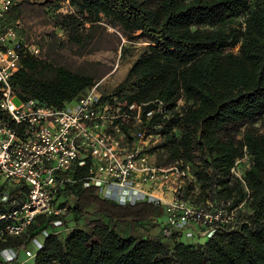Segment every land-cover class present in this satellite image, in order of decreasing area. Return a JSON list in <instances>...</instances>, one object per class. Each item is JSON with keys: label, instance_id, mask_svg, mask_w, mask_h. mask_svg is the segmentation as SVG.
Segmentation results:
<instances>
[{"label": "trees", "instance_id": "1", "mask_svg": "<svg viewBox=\"0 0 264 264\" xmlns=\"http://www.w3.org/2000/svg\"><path fill=\"white\" fill-rule=\"evenodd\" d=\"M65 1L74 13L58 16L57 25L71 43L81 45L84 26L102 20L125 37L140 33L148 43L103 100H160L170 111L181 101L173 118L176 131L164 144L167 159L193 163L202 199L213 187L216 198L230 201V208L244 206L234 229L192 245L158 225L160 209L151 202L118 205L94 188L67 186L72 228L52 234L56 220L37 217L24 234L0 243V252L12 251L8 264H17L21 251L41 234L45 238L33 264H264V132L246 128L240 142L229 135L264 116V0ZM20 61L13 80L22 89V100L61 109L94 85L88 74L29 54ZM243 148L252 157L244 176L248 194L239 181L228 185ZM19 193L12 189L0 201V214L16 207ZM91 209L82 228L81 219ZM125 224L138 233L120 236L117 227ZM3 226L0 222V230Z\"/></svg>", "mask_w": 264, "mask_h": 264}, {"label": "built area", "instance_id": "2", "mask_svg": "<svg viewBox=\"0 0 264 264\" xmlns=\"http://www.w3.org/2000/svg\"><path fill=\"white\" fill-rule=\"evenodd\" d=\"M15 1L0 0V183L20 193L16 207L0 214V243L24 234L39 216L56 220L52 234L71 229L72 203L64 201L65 189L76 185L94 188L118 205L155 204L165 217L162 227L179 237L206 240L234 229L244 203L230 208V201L216 198L213 187L202 199L193 163L167 159L164 144L176 131L173 118L181 101L170 111L160 100H103L99 83L61 109L21 99L22 89L13 76L22 55L43 58L38 46L25 44L17 28L6 24ZM251 163L243 148L230 169L228 185L239 181L248 194L244 176ZM34 257L35 252L26 250V260L14 262L25 264ZM5 260L12 261V255Z\"/></svg>", "mask_w": 264, "mask_h": 264}, {"label": "rangeland", "instance_id": "3", "mask_svg": "<svg viewBox=\"0 0 264 264\" xmlns=\"http://www.w3.org/2000/svg\"><path fill=\"white\" fill-rule=\"evenodd\" d=\"M74 13V8L69 1L65 0H16L9 15V22L21 33L25 44H35L41 50L42 60L54 66H61L71 71L82 72L92 76L94 84L99 83L97 91L103 97L109 96L112 91L123 81L128 69L138 58L141 51L148 45L141 38L140 33L125 37L119 28L112 27L102 20L100 23L89 28L84 26V41L80 44L68 41L64 31L57 25L58 16ZM57 19V20H56ZM16 23V24H15ZM10 24V23H9ZM237 48L234 49V52ZM246 128L264 132V116L257 122L247 126L229 130V135L235 142H240ZM13 189L9 183H0V201ZM64 201L73 203L71 197ZM94 210L81 219L80 226L88 225ZM165 217L160 215L157 223L162 227ZM130 225H119L117 233L122 236L131 235ZM138 232H135L136 234ZM45 235L41 234L36 241H42ZM181 237H179L180 239ZM167 243L165 239H161ZM182 243L197 245L205 241L204 238L183 237ZM36 241L29 244L28 249L36 252L39 245ZM19 260H26L25 251H21ZM25 264H33L32 260Z\"/></svg>", "mask_w": 264, "mask_h": 264}, {"label": "crops", "instance_id": "4", "mask_svg": "<svg viewBox=\"0 0 264 264\" xmlns=\"http://www.w3.org/2000/svg\"><path fill=\"white\" fill-rule=\"evenodd\" d=\"M12 9V8H11ZM11 11V10H10ZM9 15H10V12H9V14H8V16H7V18H6V24L7 25H12L11 24V22H9ZM10 23V24H9ZM16 24V23H15ZM12 26H14V25H12ZM18 30V29H17ZM18 32H19V36H20V38H21V40L22 41H24V39L22 38V36H21V33H20V31L18 30ZM32 44V43H31ZM35 45V44H34ZM37 46V45H36ZM131 234L132 235H134V231L133 230H131ZM183 237H186V238H192L193 236H187V235H182ZM182 236H181V238H182ZM45 238V237H44ZM180 238V239H181ZM179 239V241H181ZM34 241H36V239L34 240ZM43 241H44V239L40 242V241H36L37 243H38V245H39V248H41V246H42V244H43ZM36 250H38V249H36ZM12 254V251H3V252H0V262H3L4 264H8L9 262H7L6 260H5V258H6V256L8 255V254ZM2 263V264H3Z\"/></svg>", "mask_w": 264, "mask_h": 264}]
</instances>
